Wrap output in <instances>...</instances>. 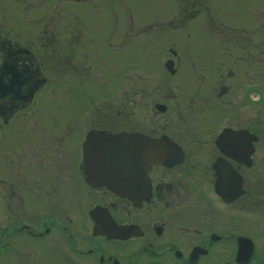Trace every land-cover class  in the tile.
<instances>
[{"label": "flooded vegetation", "instance_id": "af4514ba", "mask_svg": "<svg viewBox=\"0 0 264 264\" xmlns=\"http://www.w3.org/2000/svg\"><path fill=\"white\" fill-rule=\"evenodd\" d=\"M175 1L118 83L96 81L112 30L99 50L65 10L60 34L0 27V264H264L259 5L236 23L229 0Z\"/></svg>", "mask_w": 264, "mask_h": 264}, {"label": "rangeland", "instance_id": "374dc122", "mask_svg": "<svg viewBox=\"0 0 264 264\" xmlns=\"http://www.w3.org/2000/svg\"><path fill=\"white\" fill-rule=\"evenodd\" d=\"M76 1L86 0H0V27L2 25H13L19 30L22 39H34L37 35L44 34L50 27L53 32H62L61 12L72 13L68 16V24L73 28L84 26L83 32L86 37L94 39V45L89 49L104 48L100 42V35L115 33L117 41L114 49L117 55L122 56L120 65L116 64V73L109 71V75L96 78V81H107L111 83L123 82L122 77L128 73V59L132 64V72L138 73L143 64L141 52L145 48V40L156 38L158 35L169 36L175 34L172 25L166 23L173 19L175 15V0H87V3H77ZM110 1L112 4H110ZM230 4L226 7L225 14L229 21H245L249 17V12L253 6L259 5L260 13L257 21H246L243 28L246 34L260 33L264 35V0H229ZM125 3L128 5L126 10ZM112 12V13H111ZM77 17V18H76ZM242 18V19H239ZM66 19V18H65ZM238 19V20H237ZM67 21V19H66ZM258 27V28H257ZM127 33L131 48H125L126 42L119 44L122 38L118 35ZM113 38V39H114ZM107 48V47H106ZM168 54H164V60ZM264 66V56L261 57ZM131 61V62H130ZM105 68L102 73L107 72ZM164 75L167 73L163 68ZM171 80V79H170Z\"/></svg>", "mask_w": 264, "mask_h": 264}, {"label": "water", "instance_id": "95a60500", "mask_svg": "<svg viewBox=\"0 0 264 264\" xmlns=\"http://www.w3.org/2000/svg\"><path fill=\"white\" fill-rule=\"evenodd\" d=\"M171 70V69H170ZM125 156L126 154L124 152H122V160H123V165H124V160H125ZM166 154L161 151V152H154V153H148L146 156V160L145 162L148 164H151L153 162H155L156 160H164L165 159ZM121 173V171H120ZM122 175V174H121ZM104 179L101 180V182L98 184V186H104L108 189H111L113 187H115L117 184L115 183V181L113 179H111L110 177H103Z\"/></svg>", "mask_w": 264, "mask_h": 264}]
</instances>
